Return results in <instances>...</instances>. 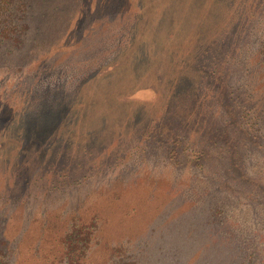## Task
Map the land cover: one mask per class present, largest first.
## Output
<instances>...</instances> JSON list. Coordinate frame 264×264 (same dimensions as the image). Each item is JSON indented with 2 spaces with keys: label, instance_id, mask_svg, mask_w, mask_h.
I'll return each instance as SVG.
<instances>
[{
  "label": "rangeland",
  "instance_id": "rangeland-1",
  "mask_svg": "<svg viewBox=\"0 0 264 264\" xmlns=\"http://www.w3.org/2000/svg\"><path fill=\"white\" fill-rule=\"evenodd\" d=\"M264 264V0H0V264Z\"/></svg>",
  "mask_w": 264,
  "mask_h": 264
},
{
  "label": "trees",
  "instance_id": "trees-1",
  "mask_svg": "<svg viewBox=\"0 0 264 264\" xmlns=\"http://www.w3.org/2000/svg\"><path fill=\"white\" fill-rule=\"evenodd\" d=\"M248 262H250V264L258 263V261L253 256H248Z\"/></svg>",
  "mask_w": 264,
  "mask_h": 264
}]
</instances>
